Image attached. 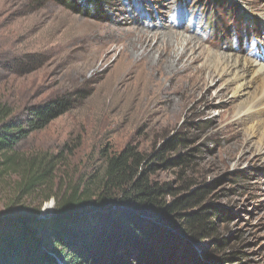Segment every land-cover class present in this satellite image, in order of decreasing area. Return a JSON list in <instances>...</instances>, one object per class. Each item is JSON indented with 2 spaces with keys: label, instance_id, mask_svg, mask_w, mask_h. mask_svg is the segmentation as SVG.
Listing matches in <instances>:
<instances>
[{
  "label": "rangeland",
  "instance_id": "rangeland-1",
  "mask_svg": "<svg viewBox=\"0 0 264 264\" xmlns=\"http://www.w3.org/2000/svg\"><path fill=\"white\" fill-rule=\"evenodd\" d=\"M62 1L0 0V102L15 115L52 99L66 98L70 104L64 114L21 140L17 151L64 152L53 192L71 178L100 174L104 159L127 147L145 157L161 153L163 161L147 173L148 180L180 196L204 189L200 204L190 212L206 209L213 230L199 240L175 231L182 241L174 261L164 258L162 264H188L181 255L184 245L195 253L190 264H264V162L236 119L241 101L209 72L205 60L192 71L176 72L184 80L212 74L192 100L187 92L152 99V84L169 85L165 76L152 74L151 83L133 73L122 77L118 60V52L130 41L137 45L136 57L155 44L137 43L127 35L145 30L154 18L170 20L174 28L148 29L152 33L193 35L213 52L242 53L261 62L264 27L256 14L264 12V0H101L95 12L89 0H75L80 11ZM244 5L253 7V13ZM136 57L131 59L137 71L142 65L134 62ZM151 59L156 61L157 54ZM179 140L182 145L171 146ZM180 158L186 162L171 164ZM16 179L0 178V220L13 222L34 214L37 220L51 219L54 199L39 206L40 197L34 194L22 198L20 205L11 204ZM173 196L165 194L161 200L168 204ZM122 259L136 264L134 257Z\"/></svg>",
  "mask_w": 264,
  "mask_h": 264
},
{
  "label": "trees",
  "instance_id": "trees-1",
  "mask_svg": "<svg viewBox=\"0 0 264 264\" xmlns=\"http://www.w3.org/2000/svg\"><path fill=\"white\" fill-rule=\"evenodd\" d=\"M62 2L73 10L81 9L75 0ZM101 3L89 0V7L99 11ZM69 107L66 98L52 99L15 115L9 105L0 102V178H17L16 197L11 204L20 205L22 198L34 194L40 197L39 206L50 199L55 201L53 217L47 221L37 220V214L13 222L0 220V264H59V260L64 264H127L123 256L134 257L136 264H162L164 258L174 261L182 241L175 231L182 230L194 240L213 231L206 209L191 213L204 197V189L180 196L179 191L172 194L167 185L148 180L147 173L163 161L161 153L145 157L127 147L106 157L100 174L71 178L59 183L53 192L64 152L27 155L16 147ZM170 143L179 146L182 140ZM185 162L180 158L171 164ZM165 194L174 195V200L162 202ZM34 227L42 234H37ZM183 247L181 255L190 264L195 253L188 245Z\"/></svg>",
  "mask_w": 264,
  "mask_h": 264
},
{
  "label": "bare ground",
  "instance_id": "bare-ground-1",
  "mask_svg": "<svg viewBox=\"0 0 264 264\" xmlns=\"http://www.w3.org/2000/svg\"><path fill=\"white\" fill-rule=\"evenodd\" d=\"M244 9L247 13H253V7L244 5ZM256 15L264 27V12ZM153 20L154 18L149 25L145 24L147 25L145 30L137 28L128 32V37L130 34L135 37L134 42L145 41L147 43L153 41L155 44L153 46L149 44L146 49L142 48L138 57L135 56L137 45L135 46L132 41L123 45V48L118 52V60L123 63V68H120L122 71L120 75L123 77L125 74L133 73L136 77H144V80L146 79L148 83H151L152 74H160L162 77L165 76L163 79L169 85L165 88L159 82L155 86L152 84L154 88L151 90L152 99H157L160 95H163L161 99H166L169 95H183L187 92L190 100L195 98L196 93L206 86L207 80L210 79L208 77H211L212 74L216 75L226 89L231 92L232 98L237 102L241 101V104L238 103L240 106H238L236 119L244 126L246 138L252 143L255 152L262 156L264 162V58L261 56L262 61L255 62L242 53L213 52L203 45L201 46L196 36L194 38L193 35L186 36L176 31L168 30L163 33L155 31L152 33L148 29H159L169 24L166 28H174L170 20L160 19L156 22ZM163 23L167 24L164 25ZM115 50L116 47L112 49V51ZM198 50L200 51L198 52ZM153 53L157 54L156 61L151 59ZM132 57H136L134 62H139L138 64L142 65V69L135 70L137 65L133 64ZM201 60L206 61L205 66L208 65L211 69L208 71L212 72L211 75L205 76L207 79L202 78V76L188 75L186 77L188 80H184L183 77L179 78L176 75L178 71H192L194 65ZM166 72L171 74L168 75Z\"/></svg>",
  "mask_w": 264,
  "mask_h": 264
},
{
  "label": "water",
  "instance_id": "water-1",
  "mask_svg": "<svg viewBox=\"0 0 264 264\" xmlns=\"http://www.w3.org/2000/svg\"><path fill=\"white\" fill-rule=\"evenodd\" d=\"M90 213L86 214V215H89Z\"/></svg>",
  "mask_w": 264,
  "mask_h": 264
}]
</instances>
